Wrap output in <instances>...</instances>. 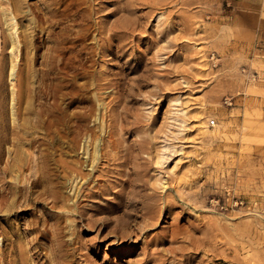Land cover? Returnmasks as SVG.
Returning a JSON list of instances; mask_svg holds the SVG:
<instances>
[{
	"label": "rangeland",
	"instance_id": "obj_1",
	"mask_svg": "<svg viewBox=\"0 0 264 264\" xmlns=\"http://www.w3.org/2000/svg\"><path fill=\"white\" fill-rule=\"evenodd\" d=\"M62 42L32 144L15 95ZM0 264H264V0H0Z\"/></svg>",
	"mask_w": 264,
	"mask_h": 264
},
{
	"label": "bare ground",
	"instance_id": "obj_2",
	"mask_svg": "<svg viewBox=\"0 0 264 264\" xmlns=\"http://www.w3.org/2000/svg\"><path fill=\"white\" fill-rule=\"evenodd\" d=\"M58 2V1H57ZM81 3V2H80ZM57 4V3H56ZM73 5V4H72ZM73 7V6H72ZM47 14V12H46ZM75 14V13H74ZM78 17V16H77ZM76 17V18H77ZM74 18V16H73ZM79 19V18H78ZM71 20V19H70ZM74 21V20H73ZM77 21V20H76ZM87 23V22H84ZM89 30V29H88ZM89 34V33H88ZM77 35V34H76ZM90 36V35H89ZM100 37V35H99ZM65 38V37H64ZM89 38V37H88ZM75 39V38H74ZM83 39V38H82ZM95 39V38H94ZM93 39V40H94ZM62 40V39H61ZM64 41V40H63ZM69 41V40H68ZM96 41V40H94ZM72 42V41H71ZM86 41H84L85 43ZM92 42V41H91ZM98 42V41H97ZM63 43V42H62ZM74 43V41H73ZM76 43V42H75ZM86 44V43H85ZM95 44V43H94ZM66 44L63 43L60 46H56V48L54 49L53 53L51 54L47 63H46V67L47 69H45L44 71H42L38 77H39V84L35 87V89L33 91H30V95L27 94V92H23L22 90H19V92L16 93L15 95V100H16V111L19 114V112H21L22 108L25 110H28L32 115H33V124L31 127V132H30V143H34L36 142V138H33V132H35L39 127L43 126V124H46V129L50 126V124L56 119V120H60L59 118L64 119V107L62 105H66L72 102V98L69 99V102L64 103V94L61 93V95L57 96L56 92H59L61 90V88L66 87V84H64L62 82V80H58L57 82H54V80L56 79L57 75L60 74H67L68 70H77L79 69V65L80 63L79 60H76L74 58H72L71 55L69 54V47L65 46ZM77 45V44H76ZM70 46V45H69ZM81 47V46H80ZM94 47V46H93ZM72 48V47H71ZM78 48V47H77ZM76 48V49H77ZM91 48V47H90ZM75 49V48H74ZM53 50V49H52ZM77 51V50H76ZM51 52V51H50ZM75 53V52H74ZM81 53V52H80ZM77 54L78 51H77ZM82 55V54H81ZM59 56V59H57V57ZM82 57V56H81ZM79 57V58H81ZM86 61L88 59H85ZM83 61V60H81ZM83 63H85L83 61ZM81 63V64H83ZM86 65V64H85ZM78 71V70H77ZM86 71V70H85ZM84 71V72H85ZM94 74V73H93ZM69 75V74H68ZM73 75V74H72ZM81 75V74H80ZM90 75V74H89ZM79 76L77 74L74 75ZM71 77V76H70ZM67 78V77H66ZM77 78V77H76ZM21 77L18 78V82H21ZM59 79V78H58ZM57 80V79H56ZM55 80V81H56ZM65 80V79H64ZM94 80V79H93ZM90 81V80H89ZM95 82V81H94ZM69 84V83H68ZM67 84V86H68ZM71 84V83H70ZM94 85V84H92ZM71 86V85H70ZM76 86V85H75ZM74 89V88H73ZM76 90L79 91L80 87H76ZM86 90V89H85ZM80 92V91H79ZM26 96V97H25ZM27 98L29 99V101L27 100ZM52 99V102H47V100ZM57 99L59 101H57ZM83 100V99H82ZM31 101H32V105L34 107L30 108L31 106ZM25 105L24 107H22V105ZM44 106V109L42 108V106ZM84 118V116L79 117V116H75V119L81 121ZM12 131L13 128H12ZM78 130H75L74 132L77 133ZM77 137H75L74 139L71 140L72 144H71V148L74 149L75 147V143H76V139ZM97 139V138H96ZM92 141H87L86 142V146L84 149V154H87V148L89 146H92ZM94 147H93V151L91 153L87 154L86 159L83 162H75L74 166L72 168H69V171L67 172V175L70 176H62V178H64L67 181H70V188H73V193L72 194V198H77L80 193H83V191L87 190V184L89 179H87V175H83L81 174L82 171V167L84 166V164L86 163V166H91L90 169V173L91 172H95L97 170L98 164L100 163L101 160H109V157L107 156H103V155H99L97 152V143L96 141L93 143ZM38 157V156H37ZM35 158V157H34ZM111 158V157H110ZM113 158V157H112ZM31 159V158H30ZM41 159V157H40ZM33 160V159H32ZM48 161V160H47ZM34 162V161H33ZM37 162V161H36ZM39 164V163H38ZM34 165V163H33ZM36 165V164H35ZM37 166V165H36ZM38 167V166H37ZM49 165L47 163H44L43 165V172H46V170L48 169ZM35 169V168H34ZM2 170V169H1ZM64 170V169H63ZM67 170V169H66ZM6 171V170H5ZM38 171V170H37ZM4 172V171H2ZM4 174V173H2ZM37 174V173H36ZM32 175V174H31ZM40 175V174H39ZM80 178L79 181L83 180L82 185L78 186L77 183L76 185H72L74 182H76L77 178ZM33 178V177H32ZM36 178V177H35ZM40 178V177H39ZM60 178V179H62ZM38 178H36L33 181V186L38 185ZM45 183V182H44ZM61 185L64 183H60ZM75 184V183H74ZM60 186V185H59ZM49 190V189H48ZM71 191V190H70ZM43 192V191H42ZM33 193V192H32ZM95 191H89L87 196H93ZM30 194V193H29ZM27 197V196H26ZM38 197V196H37ZM80 197V196H79ZM33 199V198H32ZM36 199V198H35ZM76 201V200H75ZM30 202V201H29ZM35 202V201H34ZM7 203V201H6ZM74 203V202H73ZM9 208V206H8ZM7 208V209H8ZM151 224V223H150ZM123 235V234H122ZM198 247V246H197ZM196 249V248H195ZM197 250V249H196Z\"/></svg>",
	"mask_w": 264,
	"mask_h": 264
}]
</instances>
